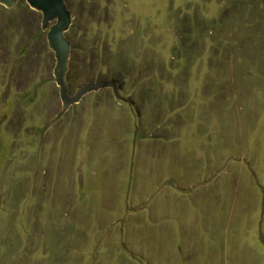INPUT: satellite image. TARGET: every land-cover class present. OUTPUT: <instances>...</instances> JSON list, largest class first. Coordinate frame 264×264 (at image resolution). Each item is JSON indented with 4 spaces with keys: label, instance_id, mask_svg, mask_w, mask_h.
<instances>
[{
    "label": "rangeland",
    "instance_id": "obj_1",
    "mask_svg": "<svg viewBox=\"0 0 264 264\" xmlns=\"http://www.w3.org/2000/svg\"><path fill=\"white\" fill-rule=\"evenodd\" d=\"M64 2L127 102L0 2V264H264V0Z\"/></svg>",
    "mask_w": 264,
    "mask_h": 264
},
{
    "label": "water",
    "instance_id": "obj_2",
    "mask_svg": "<svg viewBox=\"0 0 264 264\" xmlns=\"http://www.w3.org/2000/svg\"><path fill=\"white\" fill-rule=\"evenodd\" d=\"M14 0H0L4 2L6 6L10 5ZM27 4L37 11L42 13L41 24L42 28H45L50 20L55 22L49 26L46 38L48 47L53 51L55 57L54 67V80L56 82L58 92L61 99V109L56 116L60 114L62 109H65L69 104L78 100V98L84 93L96 90L102 87H111L114 96L122 101L127 102L118 94L116 84L113 81L102 80L97 82H88L79 87L75 93L68 95V85L65 77L67 70V62L69 58V43L64 36V32L67 30L71 22V14L67 9L64 0H25ZM55 116V117H56Z\"/></svg>",
    "mask_w": 264,
    "mask_h": 264
}]
</instances>
